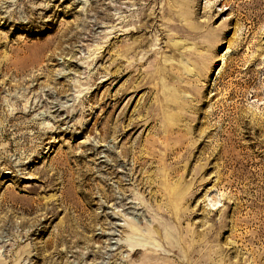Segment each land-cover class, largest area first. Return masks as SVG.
Wrapping results in <instances>:
<instances>
[{
	"label": "rangeland",
	"instance_id": "obj_1",
	"mask_svg": "<svg viewBox=\"0 0 264 264\" xmlns=\"http://www.w3.org/2000/svg\"><path fill=\"white\" fill-rule=\"evenodd\" d=\"M0 264H264V0H0Z\"/></svg>",
	"mask_w": 264,
	"mask_h": 264
},
{
	"label": "bare ground",
	"instance_id": "obj_2",
	"mask_svg": "<svg viewBox=\"0 0 264 264\" xmlns=\"http://www.w3.org/2000/svg\"><path fill=\"white\" fill-rule=\"evenodd\" d=\"M129 74L130 75H132V71H130L129 72ZM168 102L169 103H173L174 102V98H173V96H168ZM152 119V118H151ZM174 121H175V119H173ZM138 123V122H137ZM139 124V123H138ZM142 124V123H141ZM131 125H134V123L133 124H131ZM144 125V124H143ZM130 126V125H129ZM166 126V125H165ZM137 127V126H136ZM164 132L166 133V134H169L170 132H171V130H169L167 127L165 128V130H164ZM142 164H140V166H141ZM143 185H145V184H143Z\"/></svg>",
	"mask_w": 264,
	"mask_h": 264
}]
</instances>
